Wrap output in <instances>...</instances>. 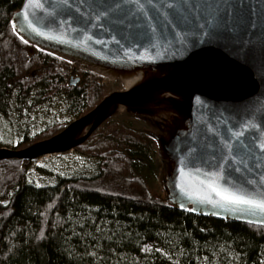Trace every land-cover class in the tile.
Instances as JSON below:
<instances>
[{
    "label": "water",
    "instance_id": "obj_1",
    "mask_svg": "<svg viewBox=\"0 0 264 264\" xmlns=\"http://www.w3.org/2000/svg\"><path fill=\"white\" fill-rule=\"evenodd\" d=\"M143 2L148 24L122 0H24L11 19L23 41L122 89L46 140L0 147V161L70 151L123 113L144 121L139 131L157 144L162 200L201 216L264 226V212L220 201L208 187L264 199V0H175L180 10L166 9L169 23ZM166 2L155 0L161 8ZM117 3L121 9L96 18ZM214 8L225 21L201 29ZM79 81L72 75L69 84ZM240 129L248 149L231 135ZM225 141L233 144L231 153ZM221 157L228 160L224 178H218Z\"/></svg>",
    "mask_w": 264,
    "mask_h": 264
},
{
    "label": "trees",
    "instance_id": "obj_2",
    "mask_svg": "<svg viewBox=\"0 0 264 264\" xmlns=\"http://www.w3.org/2000/svg\"><path fill=\"white\" fill-rule=\"evenodd\" d=\"M23 2L0 0V112L58 95L77 116L89 112L111 84L25 43L11 22ZM72 75L80 77L77 84H69ZM137 123L110 118L75 148L100 160L90 176L37 186L28 181L31 160L0 162V264H264V226L177 209L149 190L143 168L159 154ZM67 124L38 137H51Z\"/></svg>",
    "mask_w": 264,
    "mask_h": 264
},
{
    "label": "rangeland",
    "instance_id": "obj_3",
    "mask_svg": "<svg viewBox=\"0 0 264 264\" xmlns=\"http://www.w3.org/2000/svg\"><path fill=\"white\" fill-rule=\"evenodd\" d=\"M108 81L111 84L112 89L106 96H108L112 91L122 89L120 83H113L110 80ZM106 96L102 100H104ZM102 100L99 103H101ZM83 115L77 116L76 112H74L69 106V103L64 95H58L52 100L48 101H39L38 98L30 99L28 101V105L21 111H18L16 109L14 111L11 109L8 115L0 112V146L14 148L21 141L32 140L38 137V134L40 132L53 125L56 126V124L60 123L69 124L75 119L82 117ZM120 115L122 118H132L124 115L123 113H119L116 116ZM137 120L141 121L143 124L145 123L140 119ZM142 123H137V127L141 125L139 128L143 129L145 125H142ZM61 131H59L58 133H60ZM48 138L50 137H38V139L34 140V142L32 143L46 140ZM26 146L28 145H25L23 147ZM153 149V154L155 155L156 149L154 148V145ZM155 159L157 160V162ZM31 162V167L28 172V181L30 183H35L37 186H46L55 185L61 177L93 175L98 171L100 160L96 157L84 155L74 148L63 153L44 155L37 159L31 160ZM157 163L160 166V156L156 157V155L153 159H151V163L147 161L146 169L143 168V176L147 182L149 190L154 195H162L160 181L156 176L158 173V170L156 169Z\"/></svg>",
    "mask_w": 264,
    "mask_h": 264
},
{
    "label": "snow or ice",
    "instance_id": "obj_4",
    "mask_svg": "<svg viewBox=\"0 0 264 264\" xmlns=\"http://www.w3.org/2000/svg\"><path fill=\"white\" fill-rule=\"evenodd\" d=\"M70 2L71 0H65L66 4ZM122 3L123 5H127V4L134 5L137 11H139V13L142 14V16L144 17L145 24H148L150 21H153L150 15L145 14V11H144L145 3L143 2V0H122ZM147 3L149 5H153L154 7H156L157 10L160 12L161 16L163 17V20L168 23L170 22L169 21L170 13L166 9L176 8L177 10H180L179 5L175 3V0H167L164 8H161L160 5L155 4V0H147ZM121 7L122 5L120 3H117L113 7L108 8L107 10H104L103 13H98L96 18L99 19L100 16H107L110 14V11L121 9ZM222 13L223 11H221V9H215V8L209 13H207L206 14L207 22L206 24L204 23L200 25L201 29L207 27L209 30H211L212 28L216 27L217 24L223 23L225 21V17L222 15ZM129 15L134 16L135 14L131 12L129 13ZM115 22L124 23V20H118ZM136 26L140 27L141 25L137 23ZM25 43H27V41H25ZM234 127H237V126H234ZM245 131L246 129H240L239 131H236L232 133L231 135L235 139L237 144L240 146V148L248 149L251 147V145L245 144L243 140L241 139L244 136ZM224 146L227 148L229 153H231L234 150V146L230 141H225ZM260 147L264 148V139H261ZM221 159L224 160V163L223 165L220 166L222 171L218 178H224L222 175L223 169L224 167H226L228 163V160H225L223 157H221ZM229 159H231L233 164L237 162L236 157L230 156ZM244 162L245 161L243 159L240 160V163H244ZM226 183H228L227 180H226ZM208 187L211 189L212 192L216 193V195L220 198V201H224L231 205H244V206H247L250 211L255 210L258 212H264V199L258 200V199L248 198L245 195L238 194V192L236 191H229L228 189L220 190L217 187H213L212 184H209ZM218 202L219 201H217V203Z\"/></svg>",
    "mask_w": 264,
    "mask_h": 264
},
{
    "label": "bare ground",
    "instance_id": "obj_5",
    "mask_svg": "<svg viewBox=\"0 0 264 264\" xmlns=\"http://www.w3.org/2000/svg\"><path fill=\"white\" fill-rule=\"evenodd\" d=\"M22 142H23V141H21L20 143H18L14 148H16V149L23 148V147H19V146L22 144ZM0 147H3V146H0ZM8 148H10V147H8ZM0 162H1V161H0Z\"/></svg>",
    "mask_w": 264,
    "mask_h": 264
}]
</instances>
